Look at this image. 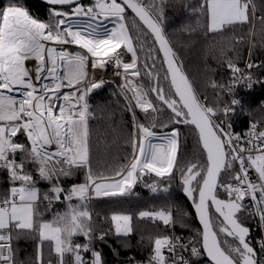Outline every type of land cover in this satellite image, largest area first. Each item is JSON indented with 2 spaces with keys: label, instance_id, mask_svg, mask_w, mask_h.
<instances>
[{
  "label": "snow or ice",
  "instance_id": "obj_1",
  "mask_svg": "<svg viewBox=\"0 0 264 264\" xmlns=\"http://www.w3.org/2000/svg\"><path fill=\"white\" fill-rule=\"evenodd\" d=\"M46 3L47 20L30 14L24 0L0 6V172L7 173L9 185L0 189V264H105L94 242L109 235L127 239L136 230L134 219L159 221L168 229L179 224L193 233L150 235L146 261L129 257L134 264H190L186 251L206 257V264H264V239L257 241V252L246 226L258 218L264 230V123L254 121L237 134L230 123L218 122L221 113L227 116L238 106L236 87L259 82L251 69L264 65L249 62L242 69L229 58V82L210 84L221 90L210 106L163 29L171 0ZM191 11L205 35L247 26L249 37L264 41V5L257 0H199ZM109 21L113 26L105 27ZM244 41L241 36L236 42ZM108 64L122 77L121 110L131 114L124 146L130 151L110 157L107 144L109 158L97 166L88 98L105 83L95 70ZM223 94L232 98L220 108ZM188 137L194 141L190 156L183 151ZM78 175L82 182L65 186ZM177 179L200 228L178 221L171 203L136 214L112 212L104 217L107 230L94 226L95 201L119 203L135 196L138 184L167 194ZM40 182L48 187L40 188ZM57 203L63 209L52 211ZM81 236L84 243H77ZM21 239L35 242L24 261L15 247Z\"/></svg>",
  "mask_w": 264,
  "mask_h": 264
},
{
  "label": "trees",
  "instance_id": "obj_2",
  "mask_svg": "<svg viewBox=\"0 0 264 264\" xmlns=\"http://www.w3.org/2000/svg\"><path fill=\"white\" fill-rule=\"evenodd\" d=\"M90 2L91 0L82 1L84 4H89ZM198 2L199 0H171V6L165 8L166 18L163 23V29L171 40L184 70L193 80L197 89L200 90L201 95L208 97L209 105L215 107L214 101L217 100V95L221 90L219 88L213 89L210 84L212 82L224 84L229 81L231 73L227 68V60L229 58L233 59L238 66L246 64L245 62L248 59L253 65H264V41L256 37H249L247 35V26L238 31H226L222 35H205V28L199 27L200 21L197 15L191 11L192 6ZM5 3H7V0H0V6ZM24 3L34 17L47 20L49 5L39 0H24ZM257 3L264 5V0H257ZM132 15L129 11V16ZM241 36L245 38L244 43H237L236 41ZM251 72L259 82L255 83L250 90H239L238 95L242 100L231 113V121L237 128H243L250 121L259 120L264 123V106H262V100H264V67H254ZM145 84H147V81H145ZM219 100V107L223 108L224 103L230 100V96L223 94L219 97ZM137 115H139L141 121L147 123L139 109H137ZM222 116H224L223 113L218 119H221ZM235 118L236 120H234ZM181 127L183 128V126ZM91 130L93 143L98 145L97 151L94 153V163H103L109 158L104 155L107 144L111 145L109 150L110 157L122 158L125 153L130 151L129 148L124 146L125 134H107L109 135L108 137H102L101 130L97 128ZM18 138L21 141L25 139L22 136ZM193 143L192 137H188L183 144V151L189 156L193 149ZM19 159L20 156L18 154L17 160ZM99 163H97V166H99ZM82 179L83 177L78 175L74 179L64 181V184L67 187L73 183L82 182ZM144 182L151 183L152 179L146 177ZM38 186L42 189L48 187L45 182H40ZM8 187L7 173L0 172V189H7ZM134 192L136 193L135 196L124 199L119 203L107 199L95 201L94 211L98 215L94 216V226L100 231L107 230L109 222L104 220L105 216L116 211L136 214L140 210H138V203L146 202L149 205L147 210L171 203L174 209L173 215L178 221L187 223L186 220L188 219V224L191 225V228H200L191 202L183 194L178 179L173 182L167 194L163 192L152 193L143 184H138L134 188ZM63 207V204L57 203L52 211L62 210ZM179 207H185V211L189 213V216L181 218L179 213L184 211L180 210ZM45 219H51V213H46ZM133 224L136 230L127 239L109 235L105 238V241L96 240L94 242L93 247L102 252L105 264H134V262L129 261V257H135L137 261H146L152 246L148 239L150 235L155 236L164 232L171 233L174 230L184 237L193 234L191 229L181 228L179 224H176L171 229L165 228L159 221L153 223L148 220L140 221L134 219ZM246 224H249L248 220H246ZM84 240L85 238L82 236L76 238L77 243H84ZM125 243L129 247L125 248L123 246ZM34 245L35 242L30 240L21 239L16 242L15 247L19 249V259L24 261L30 257L33 254ZM113 249L119 255H115ZM85 256L89 257L90 254L86 253Z\"/></svg>",
  "mask_w": 264,
  "mask_h": 264
},
{
  "label": "rangeland",
  "instance_id": "obj_3",
  "mask_svg": "<svg viewBox=\"0 0 264 264\" xmlns=\"http://www.w3.org/2000/svg\"><path fill=\"white\" fill-rule=\"evenodd\" d=\"M112 26L113 25L110 21L105 23V27L110 28ZM70 48L75 47L71 46ZM70 48V51H76V49ZM101 87V90L95 89L92 93L89 94L88 99L91 106V111L93 113L92 117L97 118L96 121L92 120V118L90 119V128H97L101 130L100 133L102 137H108L109 135L107 134L121 135L125 134L126 132H129L131 130V114L121 110L125 104L123 96L118 92L115 87ZM110 116L111 119H109ZM112 123H114V127L111 125ZM124 124H127V128L122 127V125ZM113 128H115L116 130L113 131ZM138 206V210H147V208L149 207L146 202H143L142 204L139 202ZM179 209L186 212L185 207H179ZM179 214L181 218H186L183 216L182 213ZM186 221L187 223L189 222L188 219Z\"/></svg>",
  "mask_w": 264,
  "mask_h": 264
},
{
  "label": "built area",
  "instance_id": "obj_4",
  "mask_svg": "<svg viewBox=\"0 0 264 264\" xmlns=\"http://www.w3.org/2000/svg\"><path fill=\"white\" fill-rule=\"evenodd\" d=\"M73 47H75V48H70V49L78 50L76 46H73ZM129 58H130V54L123 55V59L125 61H128ZM249 62L250 61L248 60L246 63H249ZM245 65H240L239 67L242 69H245ZM115 71H116V69H115V66L113 64H108L104 69L95 70L97 78L98 79L102 78L105 81V83L102 86H113V87L115 86V88L120 93L119 86L122 83V77L116 76L114 74ZM245 87L246 86H244V85H238L236 87L235 92L233 93L234 97L237 98L239 90L240 89L242 90ZM251 87H246V88L250 89ZM262 103H263L262 106H264V100H262ZM221 120L226 121V123L223 124L222 126L226 127V125L228 123H230L232 125V131L237 133V134H243L244 132H246L248 130V128L250 126L249 125L245 130H242L239 128L237 129V127L230 122L228 115L224 116V117L222 116L221 119H218V122ZM252 175L254 176V173ZM251 222H252V225L246 224V226H248L250 228V239L252 241L253 246L257 249V252H259V246L257 244V241L260 239H264V230H262L260 228L258 218H251ZM176 235H178V234H176ZM179 236H181V235H179ZM165 254L167 255V253H165ZM183 255L186 258H189L190 264H206V257H201L200 259L193 258L190 256V251L184 252Z\"/></svg>",
  "mask_w": 264,
  "mask_h": 264
},
{
  "label": "bare ground",
  "instance_id": "obj_5",
  "mask_svg": "<svg viewBox=\"0 0 264 264\" xmlns=\"http://www.w3.org/2000/svg\"><path fill=\"white\" fill-rule=\"evenodd\" d=\"M248 60H249V59H248ZM248 60H247V61H248ZM247 61H246V62H247ZM249 61H250V60H249ZM246 62H245V63H246ZM250 63H251V62H250ZM246 64H247V63H246ZM242 65H245V64H242ZM253 78H254V80H257L254 76H253ZM228 82H229V81H227V82L224 83V84H227ZM254 84H255V83H254ZM254 84H253V86H254ZM253 86H252V87H253ZM252 87H251V88H252ZM243 89H249V88H246V87H245V88H243ZM249 90H250V89H249ZM231 98H232V97L230 96V99H231ZM236 99L238 100V104H239V103L241 102V100H242V99L239 97V95L237 96ZM224 116H225V115H224ZM224 116H223V117H224ZM228 118H229L230 122L232 123V121H231V113L228 115ZM234 120H236V118H235ZM252 122H254V121H250V122H249L246 126H244L243 128H239V127H238V128H239V129H242V130H245V129L250 125V123H252ZM232 124H233V123H232ZM238 128H237V129H238ZM250 225H252L251 219H250ZM174 232H175V230H174ZM175 233H176V232H175ZM176 234H178V233H176ZM178 235H180V234H178ZM181 236H183V235H181ZM183 237H184V236H183Z\"/></svg>",
  "mask_w": 264,
  "mask_h": 264
},
{
  "label": "crops",
  "instance_id": "obj_6",
  "mask_svg": "<svg viewBox=\"0 0 264 264\" xmlns=\"http://www.w3.org/2000/svg\"><path fill=\"white\" fill-rule=\"evenodd\" d=\"M113 87V86H112ZM115 87V86H114ZM98 90H101L102 89V87H99V88H97ZM92 120H94V121H96L97 120V118L96 117H92ZM113 127H114V123H112L111 124ZM119 131V130H118Z\"/></svg>",
  "mask_w": 264,
  "mask_h": 264
},
{
  "label": "water",
  "instance_id": "obj_7",
  "mask_svg": "<svg viewBox=\"0 0 264 264\" xmlns=\"http://www.w3.org/2000/svg\"><path fill=\"white\" fill-rule=\"evenodd\" d=\"M39 1L42 2V3H44V4H47V3H46V0H39ZM82 1H84V0H81V2H82ZM129 11H130V10H129ZM130 12H131V11H130ZM193 210H194V209H193ZM194 213H195V212H194ZM196 218H197V217H196ZM197 221H198V219H197ZM198 223H199V221H198ZM199 226L201 227L200 224H199Z\"/></svg>",
  "mask_w": 264,
  "mask_h": 264
},
{
  "label": "flooded vegetation",
  "instance_id": "obj_8",
  "mask_svg": "<svg viewBox=\"0 0 264 264\" xmlns=\"http://www.w3.org/2000/svg\"><path fill=\"white\" fill-rule=\"evenodd\" d=\"M248 221H249V224H250V219H248Z\"/></svg>",
  "mask_w": 264,
  "mask_h": 264
}]
</instances>
